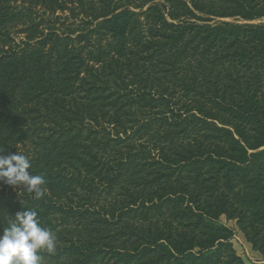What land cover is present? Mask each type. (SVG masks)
I'll use <instances>...</instances> for the list:
<instances>
[{"label":"trees","instance_id":"1","mask_svg":"<svg viewBox=\"0 0 264 264\" xmlns=\"http://www.w3.org/2000/svg\"><path fill=\"white\" fill-rule=\"evenodd\" d=\"M0 150L41 264H247L217 221L264 254V0H0Z\"/></svg>","mask_w":264,"mask_h":264},{"label":"clouds","instance_id":"2","mask_svg":"<svg viewBox=\"0 0 264 264\" xmlns=\"http://www.w3.org/2000/svg\"><path fill=\"white\" fill-rule=\"evenodd\" d=\"M30 168L31 161L24 154H0V181L19 186L40 199L45 195V180L41 175H30ZM13 216L8 226L0 230V264H41L39 253L55 252L56 235L40 225L35 210H21Z\"/></svg>","mask_w":264,"mask_h":264},{"label":"rangeland","instance_id":"3","mask_svg":"<svg viewBox=\"0 0 264 264\" xmlns=\"http://www.w3.org/2000/svg\"><path fill=\"white\" fill-rule=\"evenodd\" d=\"M19 5V4H18ZM55 16L61 17L60 13H56ZM65 16H67L65 14ZM45 19H52L50 16H44ZM231 21V20H227ZM22 28L21 26H17V28L12 32V36L15 42H19L24 35L18 34L16 30ZM13 191L16 190V187L12 189ZM217 223L219 225L225 226L230 232V242L236 252V254L243 259L244 262L247 264H264V254L259 249L254 248L251 244L247 242L245 237L243 236L242 232L238 228L236 221L228 220L224 216H222Z\"/></svg>","mask_w":264,"mask_h":264}]
</instances>
